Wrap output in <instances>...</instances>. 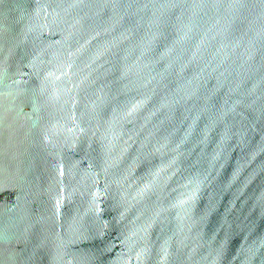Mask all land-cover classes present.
Masks as SVG:
<instances>
[{"label": "water", "instance_id": "water-1", "mask_svg": "<svg viewBox=\"0 0 264 264\" xmlns=\"http://www.w3.org/2000/svg\"><path fill=\"white\" fill-rule=\"evenodd\" d=\"M0 264H264V0H0Z\"/></svg>", "mask_w": 264, "mask_h": 264}]
</instances>
